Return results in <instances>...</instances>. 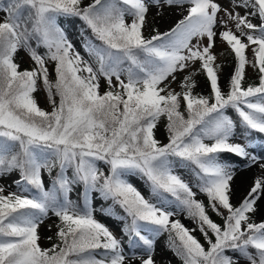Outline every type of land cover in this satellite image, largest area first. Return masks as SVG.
Listing matches in <instances>:
<instances>
[{
	"label": "snow or ice",
	"instance_id": "snow-or-ice-1",
	"mask_svg": "<svg viewBox=\"0 0 264 264\" xmlns=\"http://www.w3.org/2000/svg\"><path fill=\"white\" fill-rule=\"evenodd\" d=\"M165 5L182 9V18L145 36L150 8ZM0 13V177L18 173L16 191L0 185V264H156L163 233L182 264H264V221L253 219L264 198V157L248 150L253 132L264 135V0L227 7L219 0H0ZM65 16L90 29L83 43L90 59L68 39L59 23ZM217 38L235 60L227 91ZM21 49L34 62L30 70L16 62ZM248 66L258 83L245 87ZM178 73L187 74L174 88ZM200 73L209 95L194 93ZM41 87L51 111L34 95ZM162 117L167 143L156 137ZM237 124L245 143L234 142ZM224 153L262 172L238 205ZM178 168L192 170L207 205ZM130 175L147 182L149 198ZM74 185H83L82 208L70 198ZM92 192L122 209L130 254L95 218ZM179 212L195 227L172 219ZM42 225L55 229L50 247L39 243Z\"/></svg>",
	"mask_w": 264,
	"mask_h": 264
},
{
	"label": "rangeland",
	"instance_id": "rangeland-1",
	"mask_svg": "<svg viewBox=\"0 0 264 264\" xmlns=\"http://www.w3.org/2000/svg\"><path fill=\"white\" fill-rule=\"evenodd\" d=\"M86 2H90V0H86ZM219 2L227 7L228 6V0H219ZM186 14V13H185ZM3 14L0 13V16ZM182 18V9L178 7H170L168 5H165L163 8L158 7H151L148 13V25L146 26L144 30L145 36H147L151 31L154 29H158L160 32H165L169 30L171 27L174 26L175 22L177 20H180ZM254 23H257L258 21L253 20ZM59 23L65 30L68 39L73 43L76 50L80 52L82 56H84L85 59H90L87 52L85 51L83 47L84 39L89 36V30L82 26L81 20L78 17H72V16H65L61 17L59 19ZM231 26V25H230ZM226 44L222 42L219 38L216 39L214 52L217 55V61L216 63L220 64V70H219V83L224 91H227L229 87V80L230 76L233 72V65L231 61L227 57H225L223 50L225 49ZM38 51L43 54L45 49L39 48ZM16 62L20 65L21 70L25 69H32L35 65L34 62L31 60L28 53L21 49L18 51L16 55ZM53 63H48L49 73L50 77H53ZM198 67V65H197ZM246 73L250 74L252 77L254 76V72L252 71V68L248 66L246 68ZM187 73H178L177 74V82H174L172 87H177V83L183 78L184 75ZM197 85L194 89V93H199L203 95H208L210 92L209 82L202 78L201 74L197 75L195 77ZM115 83V81H114ZM107 90L106 82L101 79V86L100 91L103 93ZM179 90V89H177ZM37 102L41 108H43L46 111H49V105L47 102V98L45 95V92L43 88L41 87L40 90H38L36 93H34ZM228 115H230L234 120H236V114L233 110H228ZM237 135L234 137V142L238 143H245V140L240 136V132L242 131V128L239 124H237ZM247 135V133H245ZM156 137L158 140H160L162 143H167V133L164 127V124L160 121V123L157 126L156 129ZM253 139L252 147H255L257 152H253L251 148L248 150L256 155L260 154L261 157H264V135L258 134L253 132L252 133ZM221 159L232 162L234 164H238L240 162H243L244 159L236 157L233 154H221ZM264 161V160H263ZM70 174H71V170ZM105 171L107 169L105 168ZM178 174H180L186 181H190L193 184V190L198 192V189L195 187V176L190 168H178L177 169ZM258 175H261V169L258 168ZM45 177V183L46 186H50V178L47 176V173L44 174ZM256 177L253 178V180L249 179L245 187L242 189L240 193L233 194L231 197V202L234 205H237L241 202V200L244 198V196L248 193L251 186L254 183ZM15 179H18V173H12L8 176L0 177V185L5 186L6 193L7 191H16V185L13 183ZM129 181L139 190L142 194L145 195L146 198L150 197V189L147 184V182L139 175H130L127 177ZM234 183V179L232 181V184ZM81 185H74L73 190L70 193V197H73L74 194L78 193L80 190ZM198 200H202L205 205H207V198L202 193L198 192V195L196 197ZM91 200V206L95 209L94 216L95 218L105 224L118 239H120L123 243V246L130 254V245L128 243L129 237L124 233V224L126 223V220L122 219L125 214L123 213L122 209L118 206L113 204L112 200H104L100 197V194L98 192H92L90 195ZM110 205L112 207L110 208ZM101 209H111L113 214L112 215H106ZM211 218L219 223L223 224V220L220 216H217L215 213L209 212ZM261 215V214H260ZM259 211L256 212L253 219L256 222L264 221V214L260 216ZM56 218L53 217L52 220L46 221L47 223H52ZM172 219H179L185 226L189 228L195 227L194 222L187 218L185 213L179 212L176 215L172 217ZM55 229L52 231H49L46 225H42L39 229L41 240L39 243L42 247H49L51 245V242L47 237L52 236L54 234ZM196 237L204 243L203 236L199 233V231H196L194 233ZM168 234L163 233L160 236L156 237L155 242V248H154V260L156 264H182V262L179 260V258L174 254V252L168 247ZM206 246V245H205ZM137 253L141 251V249L137 248L134 249ZM231 254V253H229Z\"/></svg>",
	"mask_w": 264,
	"mask_h": 264
},
{
	"label": "bare ground",
	"instance_id": "bare-ground-1",
	"mask_svg": "<svg viewBox=\"0 0 264 264\" xmlns=\"http://www.w3.org/2000/svg\"><path fill=\"white\" fill-rule=\"evenodd\" d=\"M251 150L253 152L254 151L257 152L258 149H256L255 147H251ZM258 156L261 157L260 154H258ZM261 162H264V161L262 160ZM229 163L235 170L234 183L232 184L233 194L240 193L242 189L245 187V184L249 179L253 180L254 177L260 176L257 174L258 168H259L258 165L249 166L246 160H243V162H240L238 164H234L232 162H229ZM258 211H259V215L264 214V198H262L258 202Z\"/></svg>",
	"mask_w": 264,
	"mask_h": 264
},
{
	"label": "trees",
	"instance_id": "trees-1",
	"mask_svg": "<svg viewBox=\"0 0 264 264\" xmlns=\"http://www.w3.org/2000/svg\"><path fill=\"white\" fill-rule=\"evenodd\" d=\"M223 53L226 57L229 58V60L231 61V63L233 64V66H235V60H234V56L232 54H230V50L228 49L227 45L225 46V49L223 50ZM247 56L249 58V60H252L254 59L253 57V54L251 52V50L249 49L247 51ZM252 68V67H251ZM53 69H54V64H53ZM252 71L254 72V76L252 77L250 74H246V78H245V81H244V85L245 87H247L249 84H257L258 83V75H257V72L255 70H253L252 68ZM202 76H204L206 78V75L201 73ZM55 78V74L54 76L51 78V79H54ZM45 92V91H44ZM46 94V92H45ZM47 96V94H46ZM58 97H57V101H58ZM49 104V103H48ZM49 110L51 111V105L49 104ZM161 122L164 124V127H165V124H166V119L165 118H161ZM226 214V213H225ZM54 243V241L51 242V244ZM51 246V245H50ZM49 246V247H50Z\"/></svg>",
	"mask_w": 264,
	"mask_h": 264
}]
</instances>
